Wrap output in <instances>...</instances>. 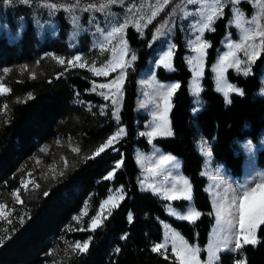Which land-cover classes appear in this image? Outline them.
Returning a JSON list of instances; mask_svg holds the SVG:
<instances>
[{
  "label": "trees",
  "instance_id": "trees-1",
  "mask_svg": "<svg viewBox=\"0 0 264 264\" xmlns=\"http://www.w3.org/2000/svg\"><path fill=\"white\" fill-rule=\"evenodd\" d=\"M240 5L251 11L247 3ZM17 13L21 15L9 7L5 10V21L14 30L18 29ZM163 15L155 18L143 34L132 26L127 29L129 47L136 59L127 67L123 84L119 123L126 130L125 136L99 155L88 154L70 163L47 182L34 177L37 186H27L26 190L21 177L27 167L19 169L20 165L31 161L41 144L55 143L56 136L67 127L64 119L72 121V127H81L87 141L95 144H101L118 123L110 112L107 117H101L83 111L77 103L78 96L92 104L105 103L100 95L89 91L94 81L105 78L79 67L44 66L46 57L41 55L55 49L68 37L70 24L63 15L58 16L56 40L40 39L34 20L28 15L18 42L0 31V71L10 70L3 78L10 91L0 94V109L3 106L8 109L6 115L0 117V203L6 206V212L11 210L8 216L11 224L0 220V264H179L173 254L153 251L164 239V222L173 225L191 244H197L205 259V246L215 215L197 139L203 135L211 145L215 161L238 180L244 174L246 160L241 141L250 138L258 146V166L264 167V148L260 147L264 134V95L260 92L264 46L248 75L233 69L228 71L230 81L243 95L232 93L227 99L216 89L212 69L232 15L227 6L215 21L214 30L205 33L210 46L202 77L200 109L195 113L190 89L192 71L185 59L187 48L183 31L176 25L173 69L168 71L159 66L156 71L161 80L176 81L180 85L171 98L173 135L149 141L140 133L149 116L136 111L137 77L147 67L153 51V34ZM25 65L31 69L36 67L33 76L31 70L21 72L20 67ZM226 99L231 102L226 103ZM76 114L79 120L74 122L72 118ZM153 145L182 160L183 173L193 188V204L201 213L196 221L178 219L167 211L169 203L182 209L188 201L168 200L141 188V168L135 152L137 149L148 151ZM118 161L122 164L117 169ZM111 171L113 177L106 179ZM118 187L124 193L119 206L109 210L92 230L89 224L99 212L101 202ZM17 189L22 202L12 196ZM85 203L88 212L77 223L74 218ZM257 236L258 244L244 245L235 253H222L220 263L232 264L239 259L244 264H264V225L258 229ZM86 240L89 241L87 251L72 247L76 242L83 245Z\"/></svg>",
  "mask_w": 264,
  "mask_h": 264
},
{
  "label": "rangeland",
  "instance_id": "rangeland-1",
  "mask_svg": "<svg viewBox=\"0 0 264 264\" xmlns=\"http://www.w3.org/2000/svg\"><path fill=\"white\" fill-rule=\"evenodd\" d=\"M172 1L173 0H169V2L165 5L164 0H117V2L114 4H108V6L105 7L103 10H100V5L107 4V0H97V1H87V2L79 1V7H72L71 10H69L67 7L64 8L58 7V9L52 10L44 6L43 0H31V2L28 4L22 3L21 0H13L11 4H5L4 0H1L0 1V31L3 32L10 40L18 42L22 34V31L25 27V17H27L28 15L30 18L34 20V23L36 24V28H37V36L40 39L44 40L46 38H49L52 40H56L58 38V32H59L58 16L63 15L70 24L68 37L65 40V42H60L59 45L55 46L54 47L55 49L45 51L41 55V57H46L44 66L56 65L67 68L70 67L67 64V61L72 59L76 55H80L82 57V62H86L88 64V67H85L84 69L89 70V67H91L93 63H95L96 67H100L101 65L106 63L109 59H111L110 50L101 51L100 44L106 43L105 37L107 36V33L110 32L113 28L118 27L122 24H126L124 32L118 33L116 39L113 40L108 47L110 49L112 46L118 45L120 38L123 37V39L126 40L127 42V54L124 56V61L127 64V67H129L133 63L131 57L132 55H135V53L129 47V43L127 40L126 33L128 27L132 26L134 29H136L137 31L143 34L146 29V27H144V24L147 23L148 17L151 15L152 11L155 10V8L158 6V3L160 5H164L162 10L155 17L157 18L160 14H164L162 20L159 22V25L156 27L153 34V38H152L153 51L148 59L147 67L144 68L142 71H140L137 77L138 98L136 103V111L139 114H148L149 119L145 124V128L140 130V133H147L148 131H151L150 123L153 122V118L156 115L157 106H159L161 109L163 107L161 93L164 89L161 88V85L165 86L166 88V86L170 84L173 83L177 84L176 81L161 80L157 76V72H156L159 66L164 67L159 62L160 59L163 57L164 53H166L169 50V48L172 46H174V50H175L174 31L176 25H179L183 31V39L187 48L185 59L188 67L192 71V78L190 80V89L194 97L193 112L196 113L200 109V102H201L200 93L203 89L202 77L204 75L206 56L204 57L200 68V70L202 71V75L198 79H196L194 64L189 63V60L195 57L197 53L194 51L193 47L189 46V41L195 40L197 35H202L203 42L208 44V42L205 39V33L207 30H205V32L202 34L194 31L192 25H194L196 23V20L200 19V17L193 15H189V16L184 15L185 12H194L196 5L187 4L186 0H176L174 5H172V7L168 9V6ZM48 2L56 3L58 6L75 5L77 0H72V1L48 0ZM222 2L224 4L223 12L225 8L229 6L231 8L232 15L227 24L226 34L221 41V48L219 49L217 58L212 66L213 78L217 90L218 87L223 88L227 84H231L233 87L240 89L238 86H236L230 81L228 77V71L230 69H233L237 73L243 74L242 72H238L235 68H229L224 74V82L218 86L214 67L219 63V59L223 55V53L229 50L227 47L228 43L229 42L236 43V42H240L241 40V35H242L241 30L233 22L235 11L239 9L243 13V17L245 20H251V18L254 15L260 13V9L257 5L258 3L264 4V0H239V3L235 5L232 3V0H222ZM241 2H245L248 5H250L251 11L250 8L248 9L244 6H241L240 5ZM90 4H93L96 7L92 9H88V5ZM8 7L13 12L21 13V15H18L19 13H17L16 15L17 16L16 19L18 22L17 30L10 28L7 25V22L5 21V10ZM137 22H139L141 25L140 30H138L137 27L135 26ZM260 23L262 26H264V15L260 16ZM148 25L149 24H147V26ZM157 29H159L160 31L157 32ZM246 43H251V42L249 41ZM256 43H259V38L256 39ZM262 49L263 46L257 49L259 55L262 52ZM205 51L207 55V48ZM173 56H174V51H173ZM237 56L244 62L242 67L251 68L253 62L249 64L247 58L244 56V53L242 51L238 52ZM55 57L64 58L65 63L60 64L55 59ZM171 63L173 69V57ZM127 67L124 69L125 77H126ZM20 68H21V72L31 70L30 75L33 76V71L35 70L36 67L31 69V68H27V66L25 65V66H21ZM167 70L171 71L169 69ZM4 74H6L4 71H0V84H3L5 87H7L3 79ZM118 74H119V69H117L116 72L110 71L107 77L99 76L105 79L96 80L94 82L96 85L103 83H110L113 79H115V77ZM261 80H262V88L260 92L261 94L264 95V71L261 75ZM124 81L125 78L123 80V84ZM194 83L198 84V86L201 89V91L198 94L193 93ZM123 84H122L121 94L118 96L119 103L117 105H113L112 103V97L115 94L114 87L112 89H100L97 87L96 91L94 92L92 91L93 83L89 91L94 92L98 95H100L99 94L100 92H105L106 94L109 95V99L105 100L100 95L105 102L101 104H92L90 102H86L82 100L79 96L77 99L79 108L83 109V111L85 112H90L93 113L94 115L98 114L101 117H107L108 112H110L112 119H114L116 123H118L117 128L111 134H109L101 144L99 143L95 144L93 142L87 141L86 136L84 135L85 133L81 129V127L79 128L78 125L72 127L73 122L70 121L69 119L68 120L64 119V124L67 127L65 130H63V132L59 133L56 136L55 143L41 144L40 149L38 150V152H36L34 158L31 161H27L26 163L24 162L23 164L20 165L19 169H23L24 167H27L21 177V183L22 181L24 182V184H22L24 187L25 185L26 187L30 185L37 186V181L34 179V177H40L43 181L46 180L47 182L48 180H50V177L56 176L58 173L66 169L70 165V163L76 161L81 157H87L88 154H94L102 144H105L107 142L110 136L114 135V133H116L119 130V128L121 127L124 128V126L119 123L120 119L119 121H117L113 115V112L117 108L119 109V115H120V110L123 101ZM218 91L224 95L223 91L220 90ZM232 93H238V92H232ZM232 93H229L227 97L225 95L224 96L228 99ZM7 110H8L7 107L3 106V108L0 109V117L5 116ZM168 116L170 120V112ZM72 119L74 120V122L78 121L79 116L77 114L73 115ZM125 134H126V130H125ZM125 134L122 135L121 138L124 137ZM146 137L148 138L149 141H153L156 137H167V136H155L151 138V140L147 135ZM249 144L251 145L250 149L246 147V145ZM240 147L242 148L246 156V160L244 163V174L242 178L238 180L232 177L224 169L222 165H220L215 161L214 155L212 153V148L208 140L203 135H200L197 139V148L204 158V174L208 178L207 190L210 195V199L212 202L213 211L215 215V222L212 227L208 243L205 246V251H206L205 259L201 257V251L198 253L200 264H207L208 246L212 244L220 243L223 240L224 236L226 235L224 232L218 231L219 225L217 224V220H216V210L219 206L221 197L223 196L225 191L229 187L234 188L236 187L237 184L246 182V180L250 179L251 175L264 173V167L258 166V162H257L258 146L255 145L250 140V138H248L240 142ZM260 147L264 148V134L260 139ZM74 148L79 149V151H73ZM42 149H44V151H42ZM135 156L141 168L140 185L141 188L144 190L153 191L155 193H158L163 198H166L165 195L162 193L170 190L171 182L174 179L185 178L189 181V179L183 173L182 160L172 155L171 153L164 151L160 146L153 145L152 148L148 151L137 149L135 152ZM162 156H171L174 158V160L169 162L167 165H162L159 163L160 157ZM46 160H48L47 163ZM150 185L152 187H150ZM153 188H159L161 191L160 192L154 191ZM15 192L16 190L12 192V196H14V198L16 199V195H14ZM191 193L193 197L192 185H191ZM17 194L19 195V193ZM110 195L113 196V200L110 201L107 205H105V210L102 213H100V217H99L100 221L103 218V216L113 208L112 204L118 203L120 201L119 196L121 195L123 196L124 193L122 189L118 187V188H114L111 191V193L108 195V197ZM108 197H106L105 200H107ZM191 204H193V200L188 201L185 207L181 209L169 203L167 205V211L170 215H172L169 210V206H171V210L176 213V215H172V216L178 218L180 215L187 214L189 210V205ZM85 209L87 214L88 212L87 203L81 206L80 213H78V215L75 216V218L77 217L79 218V219H74L77 223L81 222L82 221L81 219L86 215V214L82 215V212H84ZM195 210L198 211L196 207ZM163 226H164V239L162 242L158 243V244H163L165 242L166 234H167L168 247L166 249H161L163 252L168 254H173L171 251L172 232L179 233V235L182 236L190 246L199 247L197 244H191L186 239V237L183 236V234L170 223L164 222ZM235 239H236L235 235L230 236L229 248L222 249L217 254L219 260L214 261L213 264H221L220 256L222 253H227V252L235 253L237 251V249H235L234 246ZM173 255L175 256V254ZM237 262H240V264H244V262L239 259H235L232 262V264H237Z\"/></svg>",
  "mask_w": 264,
  "mask_h": 264
},
{
  "label": "snow or ice",
  "instance_id": "snow-or-ice-1",
  "mask_svg": "<svg viewBox=\"0 0 264 264\" xmlns=\"http://www.w3.org/2000/svg\"><path fill=\"white\" fill-rule=\"evenodd\" d=\"M13 0H4L5 4H11ZM22 3L28 4L31 0H21ZM117 0H107V4H101L100 10H103L108 4H114ZM169 0H164V4L166 5ZM44 6L56 10L59 8L67 7L71 10L72 7H79V0H77L75 5H57L56 3L48 2V0H43ZM187 4L196 5L194 12H185V16L193 15L199 16L200 19L196 20V23L192 25L194 31L198 33H204L205 30H214L212 25L214 21L223 15V7L224 4L222 0H186ZM232 3L238 4L239 0H232ZM164 5H160L152 11L151 15L148 17L147 23L144 24V27H147V24H150L152 20L157 16V14L162 10ZM260 9V13L254 15L251 20H245L243 17V13L237 9L235 11L233 22L235 25L241 30V40L240 42H229L227 47L228 51L224 52L223 55L219 59V63L214 67V71L216 72V79L218 82V86L224 82V74L229 68H235L238 72H242L244 75H248L250 72V67L245 68L242 67L244 62L237 56L238 52H243L244 56L247 58L249 64L254 62L258 57L259 53L257 49L261 46H264V26L260 23V16L264 15V4L257 5ZM96 6L93 4L88 5V9L95 8ZM138 30L141 29V25L139 22L135 25ZM126 24H122L118 27L113 28L110 32L107 33L105 37L106 43L100 44L101 51L110 50L111 59H109L106 63L101 65L100 67H96L95 63L91 67H89V71H91L95 76H105L109 75V72H116L119 69V74L113 79L110 83H103L96 85L93 82L92 91H96L97 87L100 89H112L115 88V94L112 97L113 105H117L119 103L118 96L122 91V84L125 78L124 69L127 67V64L124 61V56L127 54V42L120 38L119 44L112 46L109 49V45L113 40L116 39L118 33H123ZM160 30L157 29V32ZM259 38V43H256V39ZM251 43H246V42ZM189 46L194 48V51L197 53L195 57L189 60V63L194 64L195 77L198 79L202 75V71L200 70L202 61L206 56V48L210 45L203 42L202 35H197L195 40L189 41ZM174 46L170 47L169 50L164 53L163 57L160 59V64L165 68L172 70V57H173ZM55 59L60 63L64 64L65 60L61 57H55ZM131 59L134 61L136 59L135 55H132ZM67 64L70 67H80L85 68L88 67L86 62H82V57L80 55L74 56L72 59L67 61ZM10 71L9 69H4V72L7 73ZM180 85L173 83L168 86L161 85V88L164 89L161 93V99L163 103L162 109L157 106L156 115L153 118V122L150 123L151 131L147 133H141V135H147L149 139L155 136H171L173 135L171 124L169 120V112L171 110V98L175 93L176 89L179 88ZM218 90L223 91L224 95L227 97L229 93L238 92L243 95V92L233 87L231 84H227L225 87L220 88ZM10 89L5 87L3 84H0V94H5L9 92ZM201 91L198 84L194 83L193 93L198 94ZM105 100L109 99V95L105 92L99 93ZM230 100L226 99V103H230ZM6 107V106H5ZM113 115L117 121L120 119L119 109L117 108ZM125 134L124 128H119V130L114 133V135L110 136L105 144H102L96 152L93 154L99 155L103 153L107 148L112 146L116 141H118L122 135ZM247 148H251V145H246ZM115 150V149H113ZM44 151V149H42ZM73 151H79V149L74 148ZM174 158L171 156H162L160 157L159 163L162 165H167L169 162L173 161ZM122 164V161H118L116 163L115 168H119ZM115 171V169H114ZM113 172H109L106 179H110L113 177ZM143 183V182H142ZM22 184L24 182L22 181ZM150 187H152L150 185ZM26 190V185H25ZM154 191L160 192L159 188H153ZM19 189L16 190L14 195H16V200L20 201V197L17 194ZM166 199L168 200H186L192 201V193H191V185L189 181L185 178L174 179L171 182V188L168 191L163 192ZM48 195V193H45ZM119 199L122 200L123 196H119ZM113 200V196H109L107 200L102 201L100 205V212L97 213V216L92 218L91 224L89 227L92 230H95L96 227L99 226L100 223V213L105 210V205H107L110 201ZM118 203H113L112 207H118ZM5 205L0 204V220H6L7 223L11 224V220L8 219L10 214L5 211ZM169 210L172 215H176L174 211L171 210V206H169ZM86 214V209L82 212V215ZM109 214H111L109 212ZM201 216L199 211L195 210L194 204L189 205V210L186 215H180L178 218L181 220H188L194 222L197 218ZM74 219H79L74 218ZM129 221L132 220L131 214L128 217ZM216 220L219 225L218 231L224 232L226 235L223 240L218 244L209 245L207 248L208 251V261L207 264H213L214 261H218V253L222 249L229 248V239L231 235H235V249L239 250L244 245H256L260 241L257 238L256 232L257 229L260 228L261 225H264V173H260L257 175H251L250 179L246 180L244 183L237 184L236 187H229L219 202V206L216 210ZM83 230V229H81ZM91 240V237H89ZM2 242V241H0ZM179 242V243H178ZM89 241H84L83 245L80 242H76L72 247L74 250L78 249L79 251H87ZM168 247V236L166 234V239L163 244H157L153 247V251H159L161 249H166ZM171 251L175 254V257L179 264H200L198 253L201 251L199 247H193L188 244L186 240L179 233L172 232L171 233ZM240 264V262H237Z\"/></svg>",
  "mask_w": 264,
  "mask_h": 264
}]
</instances>
